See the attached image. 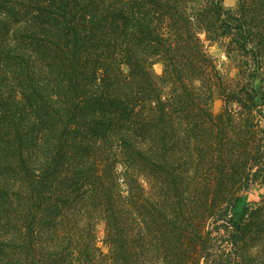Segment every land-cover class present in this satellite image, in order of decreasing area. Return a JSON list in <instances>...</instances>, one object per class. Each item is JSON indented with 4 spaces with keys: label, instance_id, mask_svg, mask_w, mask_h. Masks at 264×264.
<instances>
[{
    "label": "trees",
    "instance_id": "16d2710c",
    "mask_svg": "<svg viewBox=\"0 0 264 264\" xmlns=\"http://www.w3.org/2000/svg\"><path fill=\"white\" fill-rule=\"evenodd\" d=\"M257 79L264 0H0V264H264Z\"/></svg>",
    "mask_w": 264,
    "mask_h": 264
},
{
    "label": "rangeland",
    "instance_id": "374dc122",
    "mask_svg": "<svg viewBox=\"0 0 264 264\" xmlns=\"http://www.w3.org/2000/svg\"><path fill=\"white\" fill-rule=\"evenodd\" d=\"M223 3L226 7H234L236 4V0H223ZM210 54L213 56L217 66L227 74L229 77H235L238 73V70L236 69L235 65L227 58L226 54L224 53L223 49L217 45H211L208 48ZM156 73H161L162 71V65L160 63H156L153 66ZM254 85L257 88H262L261 90L264 92V80L257 79L254 81ZM222 107V101L221 99H216L215 102L212 104V109L215 112H218L221 110ZM262 124L264 126V120H262ZM243 194L247 193L246 201L249 202V204H255L261 202V200L264 198V183L261 181L249 182V189L243 191ZM97 236L99 239V244L101 245L100 239L103 236V225L102 223H99L97 226Z\"/></svg>",
    "mask_w": 264,
    "mask_h": 264
}]
</instances>
